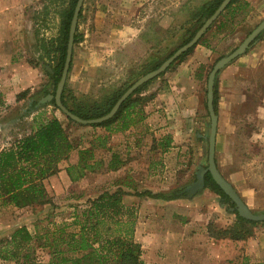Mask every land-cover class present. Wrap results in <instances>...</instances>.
Returning a JSON list of instances; mask_svg holds the SVG:
<instances>
[{
  "label": "crops",
  "instance_id": "obj_1",
  "mask_svg": "<svg viewBox=\"0 0 264 264\" xmlns=\"http://www.w3.org/2000/svg\"><path fill=\"white\" fill-rule=\"evenodd\" d=\"M42 1L0 0V93L5 105L11 104V99L15 102V96L26 89H31L34 98H40L53 88L38 67L11 61L25 42L26 37L20 38V29L25 27L28 13L38 9L35 6ZM154 1L84 0L78 21L82 39L73 47L65 82L76 96L89 94L86 90L96 82L106 53L112 54L136 36L138 28L147 27L141 20L149 18L143 16ZM254 16H264V0H237L187 55L158 78L154 98L144 108V122L153 125L156 141L166 144L159 153L163 159H177L196 171L204 165L210 128L206 107L208 74L215 62L234 48L227 39L241 31L242 21ZM214 82L216 169L250 211H264V31L217 73ZM82 87L86 90L82 91ZM128 133L130 130L124 134ZM75 153L70 154V162L77 161L71 160ZM161 203L164 210L170 211L168 219L160 214L154 220L153 244L139 242L146 263L264 264V224L252 227V235L240 241L209 236V223L217 230H225L236 219L208 189L195 195L191 202L176 199L158 205ZM193 210H198L197 215Z\"/></svg>",
  "mask_w": 264,
  "mask_h": 264
},
{
  "label": "trees",
  "instance_id": "obj_2",
  "mask_svg": "<svg viewBox=\"0 0 264 264\" xmlns=\"http://www.w3.org/2000/svg\"><path fill=\"white\" fill-rule=\"evenodd\" d=\"M222 1L208 0L202 4L191 6L184 4L180 9L184 19L179 26L173 25L171 22L170 26L162 29L152 22L149 31L140 36L148 45L147 49L152 53V56L149 58V62L138 65L136 69L139 67L140 71H144L154 63V56L161 54L162 44L168 39L175 38L179 29L190 25L192 30H186L188 36L185 40L171 51L162 62L155 64L151 69V71L156 70L164 60L168 59L177 49L193 38L199 27L215 12ZM236 1L232 0L224 11H227ZM76 2L77 0H45L44 3L45 13L43 15L49 16L52 11L54 12L52 13L53 16L59 19L57 36L47 42L51 46L54 45L52 51L59 54L58 64L52 68L51 73H46L53 84L52 95H54L57 83L60 80L69 27ZM81 12L82 8L78 21ZM260 35L261 33L254 38L251 45ZM81 39L77 22L74 45ZM194 47L183 53L173 63L187 55ZM42 52L46 58L50 57L48 48L42 46ZM137 73L128 76L119 87L113 88L108 93H103L100 96L89 94L76 96L65 84L61 102L67 110L82 120L101 118L111 111L119 98L132 85L136 77L139 76ZM151 81L135 90L109 120L87 126L94 129H103L107 134H110L113 131H127L142 122L145 119L143 108L148 100L154 98L153 95H143L144 89ZM216 93V83L214 82L213 106L215 113ZM35 105V102L31 103L32 108ZM52 105L56 108L54 102H52ZM66 119L74 123L69 118L66 117ZM32 123L33 125L28 134L26 133L15 140L8 148L0 150L1 206L22 210L51 205L52 201L44 182L59 172L60 164L69 159L74 149L62 122L56 116L46 120L36 116ZM113 126L116 127L115 130H111ZM95 142H97L96 145L91 144L88 148L78 151L76 163L66 166L65 172L71 183L81 180L86 173H107L117 170L123 164L117 154H110L106 160L95 156L96 149L105 150L107 135L97 136ZM204 183L205 189L217 195L221 204L234 209V204L215 184L209 173L205 175ZM141 195H148L165 201L180 198V195L176 193L165 196L144 192ZM52 206L55 208L53 204ZM72 209L70 222L50 223L44 227L36 226L34 233H31L24 226L14 229L8 239L0 241V264H146L141 259L140 245L133 240L134 209L123 204L120 194L104 193L95 199H88L83 207L72 206ZM232 213L235 215L236 220L231 227L225 230H217L209 223L207 231L210 237L240 241L252 235V227L264 224V222H252L242 219L238 217L235 210ZM38 250L46 252L47 260L38 259L36 255Z\"/></svg>",
  "mask_w": 264,
  "mask_h": 264
},
{
  "label": "rangeland",
  "instance_id": "obj_3",
  "mask_svg": "<svg viewBox=\"0 0 264 264\" xmlns=\"http://www.w3.org/2000/svg\"><path fill=\"white\" fill-rule=\"evenodd\" d=\"M188 2L184 3V0H155L143 16H148L149 18H145L146 21L144 22V19L141 20V23L143 25L147 24V27H144V29L138 28V34L132 37L128 43H124V45L115 49V52L112 54L106 53L108 55H104L103 65L99 68L96 82L93 85L90 84L87 88L88 90L82 87V91L86 90L89 95L100 96L103 93H108L113 88L119 87L131 74L138 72L139 76L136 77L135 82L145 75V73L151 72L155 64L162 62L171 51L185 40L188 36L186 30H192V27L186 25L177 31L175 38L165 41L161 46V54L159 56L155 55L154 63L149 65L144 71H140L139 67L138 69L136 68L138 65L149 62L152 53L149 52L147 49L148 45L140 36L149 31L148 24L150 26L152 22L159 25L162 29L167 28L171 22L179 26L184 19V16L180 13L181 7L184 4H188L189 6L198 5L191 3V0H188ZM44 3L45 0L35 6L38 9H32L28 13L25 27L20 29V38L24 40L26 37L25 42L18 47L19 51L11 61L13 63L25 61L30 66H36L43 79H48L46 73H51L52 68L58 64L59 54L54 53L52 51L54 45L51 46L47 42L57 36L59 19L53 16L52 13L54 12L52 11L49 16L43 15L45 13ZM172 14H176L173 16L174 19ZM263 18L264 16L260 18L254 16L246 19V21H242L241 31H236L235 34L227 39L228 44H234V48L228 54L238 47ZM42 46L48 48L49 58L44 56ZM23 47L25 50L22 49ZM5 60L7 61V59ZM164 73L161 74V77ZM158 78H160V75L152 79L151 83L144 89L143 95H155L154 88L160 80ZM49 83L50 86H53L52 82ZM52 90L51 92H45L47 94L44 93L40 98H34V95H31V89H26L20 93L25 92L23 95L18 94L15 96V102L13 99L9 100L11 101L9 105H5L3 100L4 95L0 93V150L8 148L15 140L30 132L34 117L38 116L46 120L52 118V116H56L62 122L64 130L74 146L71 154L76 151L71 156V160H77L79 150L88 148L91 144L96 145L97 142L95 140L97 136L107 135L105 150L96 149L94 152L95 156L106 160L110 154H117L123 164L117 170L107 173H86L81 180L71 183L67 179L65 168L69 164L76 162L71 161L73 162L71 163L69 157L66 162L60 164L59 172L44 182L47 193L52 201L51 205L18 210L9 206H1L0 204V241L8 239L12 231L21 226L26 227L31 233H34L36 226L44 227L50 223L70 222V213L73 211L72 206L83 207L88 199H95L104 193H118L121 195L123 204L134 209L135 224L133 240L140 245V248L141 244L139 242L143 240L153 244V237L155 235L154 220L160 214L166 217L164 219H168L170 211L168 209L164 210L163 203H161V206L158 205L159 202H166L165 200L141 194L150 192L153 195L162 194L170 196L176 193L180 195L179 199L191 202L195 195L205 190L204 188L193 195L184 191L195 183L196 169L190 170V168H186L184 162L177 159L167 160L160 157L159 153L166 147L163 143L159 144L156 141L153 134V125L146 124L144 120L130 128V134H124L126 131H113L107 134L103 129H94L86 125L69 122L65 115L52 105L54 101L44 104L39 103L42 98L52 95ZM151 101L148 100L144 108L148 107ZM32 102L36 103L33 108L31 107ZM115 128L113 126L111 130H115ZM131 129H134V132ZM206 166L207 152L202 167L206 168ZM226 210L232 211L228 205ZM197 212L198 210L194 211V215H197ZM251 212L254 215L264 214V211ZM176 216L178 217V215ZM179 217L185 218L182 215ZM136 228H138L137 233ZM36 255L39 260H47L46 252L38 250Z\"/></svg>",
  "mask_w": 264,
  "mask_h": 264
},
{
  "label": "water",
  "instance_id": "obj_4",
  "mask_svg": "<svg viewBox=\"0 0 264 264\" xmlns=\"http://www.w3.org/2000/svg\"><path fill=\"white\" fill-rule=\"evenodd\" d=\"M232 0H223L218 8L215 10V12L207 18L204 23L200 26V28L197 30L193 38L185 45L177 49L168 59H166L156 70H153L149 73H146L142 77H140L138 80H136L125 92L124 94L119 98V100L116 102V104L113 106L111 111L98 119L94 120H82L79 117L72 114L69 110H67L62 102H61V95L62 91L64 89V85L67 79L68 71L70 68L71 63V57H72V51H73V45H74V35L77 27L78 22V16L81 11V8L83 6L84 0H77L73 15L69 27V35H68V41L66 45V54L64 59V64L60 76V80L57 83L55 94L54 95H48L40 100L39 103L44 104L46 102L54 101L56 108L63 114L65 117L69 118L72 122L77 123L79 125H92V124H99L104 121L109 120L119 109L121 104L130 97L135 90H137L139 87L144 85L145 83L151 81L152 79L158 77L162 73L165 72V70L183 53L187 52L190 48L195 46L197 42L202 38V36L207 32V30L213 25V23L219 18V16L222 14V12L225 10V8L230 4ZM264 30V18L262 21L244 38V40L238 45L237 48H235L231 53L228 55L218 59L215 64L212 66V69L210 70L207 78L206 83V107L207 112L210 119V128H209V136H208V147H207V166L206 168L200 167L196 174V181L194 184H192L189 188L185 189V192H188L189 194L193 195L196 194L198 191H201L205 188L204 183V177L207 173L210 174L212 180L215 182V184L223 191V193L229 197L231 202L234 204V209H231L232 212L235 210L237 212L238 217L252 221V222H264V214L263 215H254L247 206L243 203V201L239 198V196L234 191L233 187L224 180L220 174L218 173L215 165V136H216V129H217V118L214 111L213 106V88H214V81L217 73L224 68L226 65H228L230 62H232L234 59H236L241 53L246 51L254 38L263 32Z\"/></svg>",
  "mask_w": 264,
  "mask_h": 264
}]
</instances>
